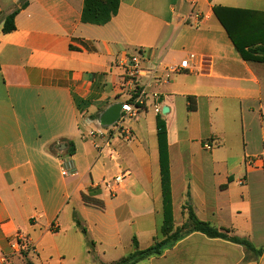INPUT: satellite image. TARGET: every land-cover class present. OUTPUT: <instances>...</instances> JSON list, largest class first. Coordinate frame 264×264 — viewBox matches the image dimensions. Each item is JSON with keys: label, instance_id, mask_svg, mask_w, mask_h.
<instances>
[{"label": "crops", "instance_id": "crops-1", "mask_svg": "<svg viewBox=\"0 0 264 264\" xmlns=\"http://www.w3.org/2000/svg\"><path fill=\"white\" fill-rule=\"evenodd\" d=\"M21 2L0 0L3 264L89 258L88 247L102 245L92 235L112 231L107 247L115 252L122 210L132 200L150 203L136 213L159 229L157 115L166 128L173 228L186 221L187 205L198 220L263 252L193 232L134 264H264V61L242 60L212 12L221 6L264 14V0H119L104 25L80 21L83 0ZM16 9L15 29L3 33V18ZM136 54L145 69L143 104L112 136V162L83 135L116 126L102 125L101 117L127 100L124 72ZM183 60L187 70L170 71ZM65 160L74 176L61 175ZM115 165L128 176L110 195L104 185L121 172ZM90 191L103 210L83 203ZM109 209L111 225H87L89 215ZM157 231L147 233L148 246L160 240ZM55 236L62 239L46 240Z\"/></svg>", "mask_w": 264, "mask_h": 264}, {"label": "trees", "instance_id": "trees-1", "mask_svg": "<svg viewBox=\"0 0 264 264\" xmlns=\"http://www.w3.org/2000/svg\"><path fill=\"white\" fill-rule=\"evenodd\" d=\"M20 7L27 4V0H21ZM119 0H83L80 21L86 24L104 25L116 15L118 11ZM18 9L12 11L2 20V32L9 33L15 29L14 17ZM212 12L228 38L232 42L234 48L238 52L240 58L244 61H264V14L260 12L247 11L242 9L226 8L214 6ZM189 105L188 110H193L191 106L192 98H187ZM156 140L158 149V166L160 176V194H161V213L162 221L158 230L161 240L154 239L153 243L145 249H139L136 238H131L132 252L123 257L117 264H134L139 260L160 256L163 251L181 238L190 233L198 232L208 238H218L238 244L245 250L251 251L255 255L262 254V250H256L252 245L243 239H239L228 235V231L224 229H216L208 223L198 220L191 208L186 205V221L179 227L173 228L172 225V204L170 193V172L167 153L166 128L164 121L159 115L156 116ZM73 145L68 147V154H73ZM72 164L71 161L68 162ZM83 203L87 206L103 210V202L95 197V192L81 195ZM76 224L79 226L78 222ZM82 233L85 231L83 229ZM156 241V242H155ZM25 258V256H24ZM24 264H33L25 258Z\"/></svg>", "mask_w": 264, "mask_h": 264}, {"label": "rangeland", "instance_id": "rangeland-1", "mask_svg": "<svg viewBox=\"0 0 264 264\" xmlns=\"http://www.w3.org/2000/svg\"><path fill=\"white\" fill-rule=\"evenodd\" d=\"M105 129H108V127ZM117 148L119 147L116 146V149ZM115 166L116 167L119 166V168H121V171H122V167H120V165H115ZM130 204L132 208L128 206L129 208L128 210H125V211L122 210V217H121L122 220L119 221V228H118L119 231H118V236L116 239L118 243L116 244L115 252L113 249H111L110 251L109 250L110 248L107 247L111 243H113L112 240H109L110 239L109 235L110 234L113 235L114 233L112 231V232H109L105 237L103 233L100 236L92 235V240L100 241L102 242V245L100 246L97 243V246L95 248L88 247V250L90 251L88 255L89 258L88 257L84 258V256L78 258L77 260L66 258L60 263H52V264H117V263H114L113 260L116 262L122 259V257H125L129 253H131L132 246L129 243V239L132 238L133 236L135 237L136 235L140 236L139 237V249L146 248L149 244L147 233L149 231L154 232L155 230H159V229H156L157 220L155 224L153 218L139 216L138 215L139 213H136V211L139 212L141 210H145L148 208V206H150L149 205L150 203H148L147 200L145 199L141 201L132 200ZM112 214H113V211L111 209H109V212L107 214L102 213L100 211H96L92 213V215L88 216V220H86L87 225H90V224L97 225V226L98 225H102V226L111 225L112 222H110V219L112 217ZM118 217H120V214L118 215ZM75 233L77 237L79 238L80 236L83 235L79 227L77 228ZM158 238L161 240L160 237ZM61 239H62L61 236L59 237L55 236V237H48L46 240L51 241V242H57Z\"/></svg>", "mask_w": 264, "mask_h": 264}, {"label": "built area", "instance_id": "built-area-1", "mask_svg": "<svg viewBox=\"0 0 264 264\" xmlns=\"http://www.w3.org/2000/svg\"><path fill=\"white\" fill-rule=\"evenodd\" d=\"M189 64L187 60H183L178 66L170 69L172 72H179L184 69H188ZM145 69L141 66V59L138 54L132 56L125 68L124 72V90L127 92V100L120 104L119 118L116 122V126H113L111 130L107 129H95L88 131L83 137L90 140L96 150L98 156L105 157L109 161H116V152L112 147V136L116 131L120 133L122 131V125L125 122L135 121L137 119L140 106L143 104L144 90L139 84V79L144 76ZM154 96V95H153ZM154 112L158 113L159 109L154 107ZM124 138L127 139L128 133L125 131ZM122 134V132H121ZM100 141V142H99ZM99 142V143H98ZM205 149H210L209 146H205ZM247 164H251L252 161L247 159ZM60 173L62 176H74L75 171L72 165L68 161H61ZM128 176L127 171H121L116 176L112 177L110 182L105 183L104 187L110 193L115 195L118 189L122 188L123 180ZM5 259L0 256V264H3Z\"/></svg>", "mask_w": 264, "mask_h": 264}, {"label": "water", "instance_id": "water-1", "mask_svg": "<svg viewBox=\"0 0 264 264\" xmlns=\"http://www.w3.org/2000/svg\"><path fill=\"white\" fill-rule=\"evenodd\" d=\"M120 105H112L107 109L104 115L101 117V124L104 126H109L115 123L119 118ZM167 112V108H163L161 114L164 115Z\"/></svg>", "mask_w": 264, "mask_h": 264}]
</instances>
